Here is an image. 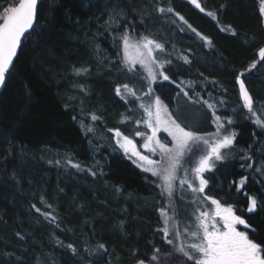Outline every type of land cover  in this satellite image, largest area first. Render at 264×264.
Listing matches in <instances>:
<instances>
[{
  "label": "trees",
  "instance_id": "1",
  "mask_svg": "<svg viewBox=\"0 0 264 264\" xmlns=\"http://www.w3.org/2000/svg\"><path fill=\"white\" fill-rule=\"evenodd\" d=\"M12 3L18 0H0V5ZM202 4L217 12L219 26L187 1L171 0L175 11L212 40L211 48L190 30L180 32L176 25L158 17L152 11L153 0H55L54 4L43 0L39 26L24 41L13 75L0 93V264H137L138 260L148 264L154 248L160 249L159 257L170 251L158 231L163 227L159 214L163 204L161 195L154 191L156 186L109 146L107 128L119 127L125 134L133 131L128 130L131 124L120 123L130 105L116 96L115 87L128 84L137 93L146 91L137 73L120 63L110 36L103 32L109 13L135 22L139 34L166 42L168 51L174 53V65H178L171 74L179 75L173 78L196 81V90L205 98H209L208 92L222 94L226 105L220 108L221 114L231 115L237 108L233 125L238 133L237 147L251 148V154L261 160L264 135L245 119L246 110L239 109L234 75L247 69L256 59L257 49L264 46L260 0H202ZM228 25L235 36L220 31ZM179 54L188 55L192 63L177 61ZM81 67L88 69L87 74L75 73L74 68ZM245 84L255 106H264V67L252 70ZM220 86L227 92L222 93ZM153 87L170 111L186 103L198 110L199 129L214 131L206 120V110L182 94L177 96L174 84ZM132 107L140 118L141 110L134 104ZM88 113L101 117L95 123L94 138L92 134L85 137L78 123ZM85 122L91 123L90 119ZM98 145L103 147L97 150ZM68 156L84 170L65 165ZM57 160L60 166L54 163ZM239 164L230 159L206 177L216 198L223 197L244 210L247 200L243 192L264 200V175L241 169ZM258 166L254 164V168ZM243 175L249 179L241 193H236L229 184ZM180 195L179 191L175 194L172 209L178 229H183L184 221L191 218L176 211L177 205L188 212L191 207ZM43 212L55 216V222ZM244 218L255 229L254 233L250 229V235L264 241V209L245 212ZM100 243L107 248L103 255L90 256L85 250ZM68 244L77 249L75 255Z\"/></svg>",
  "mask_w": 264,
  "mask_h": 264
},
{
  "label": "snow or ice",
  "instance_id": "2",
  "mask_svg": "<svg viewBox=\"0 0 264 264\" xmlns=\"http://www.w3.org/2000/svg\"><path fill=\"white\" fill-rule=\"evenodd\" d=\"M42 2L43 0H18V3L0 5V89L7 86L9 78L13 75L15 62L22 51L24 41L33 36L36 27L39 26L38 12ZM52 2L54 4L55 0ZM153 3L152 11L158 17L176 25L180 32L190 30L204 46L214 47L208 36L198 31L181 13L175 11L171 6V0H163V4L160 0H153ZM188 3L220 25L217 12L206 9L202 0H188ZM260 5L259 11L264 15V0H260ZM177 21L181 23L178 25ZM140 23H143V20ZM102 26L103 32L108 33L112 46L117 50L120 63L128 71L137 73L146 88V91L138 94L128 84L115 87L116 96L130 105L128 114L121 115L120 123L131 124L134 133L129 136L119 127L107 128L106 131L111 134L109 146L114 151L122 152L123 156L143 173L150 174L145 179L154 184L160 195L166 199V205L160 208L163 227L158 229L163 234V240L173 246L175 253L186 258V264H264V241H258L254 235H250L249 229L253 233L255 229H252L244 218L245 212L250 214L256 212L258 208L264 209V200H258L256 196L243 192L247 205L246 209L240 210L223 197L216 198L209 188L210 180L206 177V174L214 173L218 165L230 159L240 161L241 169H253L255 173L264 175V148L260 151L261 160L258 162L251 154V148L244 150L237 147L238 133L233 129V125L236 123L234 116L238 109L233 108L231 115L221 114L220 108L226 105L222 94L216 96L208 92L209 98H205L196 90L198 87L196 81L174 79L173 75H179L171 74L172 69L178 67L171 59L174 53L168 51L166 42L139 34L135 22L117 19L116 15L109 13ZM220 31L236 35L231 25L221 26ZM176 60L181 61L183 65L192 63L190 57L184 54L177 55ZM258 65L264 67V46L257 49L256 59L247 69L234 75L238 86V107L246 110L245 119L251 120L260 130V134L264 135V106L259 108L255 106V101L245 84L247 76ZM74 71L81 75L87 74L88 69L81 67L74 68ZM164 82L176 86L179 90L177 96L182 94L190 103L200 104L206 110V120L213 126L214 131L193 128L185 124L178 113L170 111L153 87L154 85L162 87ZM209 83L216 85L218 82ZM220 88L222 93L227 92L223 86ZM81 90L86 91L83 86ZM188 90H191L192 95H189ZM133 104L142 112L138 119L132 116L135 110ZM258 111L260 115L257 114ZM86 119H90L91 123H86ZM100 119L101 117L95 113H88L85 119L78 121L85 137L89 134H92L93 138L96 136L95 123ZM161 133H165L166 136H161ZM252 135L255 138L256 132L254 131ZM136 138H139V143ZM89 144H92L91 139ZM102 147L103 145H98L97 150ZM54 163L57 166L61 165L60 160ZM64 163L77 171L84 170L80 163L73 162L71 156H68ZM256 163L260 166L254 168ZM92 175L95 176L96 173L92 172ZM248 179L247 175H243L238 181L233 180L229 188L234 186L235 192L241 193ZM178 191L181 192L179 198L187 199L188 204L192 206L188 212L191 219L184 221L182 231L177 227L176 213L173 212L170 216L166 210L172 207ZM188 193L191 195L188 196ZM36 211L41 210L36 208ZM42 215L50 218V222L56 220L50 212H43ZM240 226H243V230ZM177 240L180 241L178 245L175 243ZM67 248L76 254L77 249L72 244H68ZM85 250L90 256L103 255L107 252L103 243L91 248L86 246ZM159 253L160 249L154 248L148 264L157 262ZM137 264L146 262L138 260Z\"/></svg>",
  "mask_w": 264,
  "mask_h": 264
},
{
  "label": "rangeland",
  "instance_id": "3",
  "mask_svg": "<svg viewBox=\"0 0 264 264\" xmlns=\"http://www.w3.org/2000/svg\"><path fill=\"white\" fill-rule=\"evenodd\" d=\"M185 1L188 2V0H185ZM137 67L139 68V66H137ZM138 94H140V93L138 92ZM130 99H131V98H130ZM146 100H147V98H145V101H146ZM136 112H137V111H134L133 114H132V116H133L134 119H137V118H138L137 116L140 115L139 112H137V115H136ZM172 112H173L174 114L178 113V114L180 115V117H181V119L183 120L184 123H187L188 125H190V126L193 127V128H196V129H199V128H200V117H199V114H198V110H197L196 108H192V107H190L188 104L184 103L183 105L174 106L173 109H172ZM141 113H142V112H141ZM134 114H135V115H134ZM131 129H133L132 126H130L128 130L131 131ZM133 133H134V129H133L132 132H130V133L126 134V135L131 136V135H133ZM161 134H165V133H161ZM165 136H166V134H165ZM136 139H137V142L139 143V138H136ZM119 152H120V151H119ZM120 153H121V155H123L122 152H120ZM125 158H126V157H125ZM129 161H130V160H129ZM130 162H131V161H130ZM131 164H132L134 167H136L132 162H131ZM136 168H137V167H136ZM137 169H139V168H137ZM139 170H140V169H139ZM140 171H141V170H140ZM141 172H142V171H141ZM142 173H143V172H142ZM144 174L147 175V176H150V174H147V173H144ZM152 179H154V178H152ZM154 187H155V186H154ZM154 191L156 192V194H157V193L160 194L159 189H158L157 187H155ZM180 194H181V192H180ZM187 195L190 196L191 194L188 193ZM161 198H162V204H163L162 206H165V205H166V199H165L164 197H162V196H161ZM176 204H177V203H176ZM186 205H187L188 207H192V206L189 205V204H186ZM173 207H175V205H174ZM166 210L168 211V213H169L170 216L173 215V209H172V207H169V208H167ZM176 211H178L179 213H180V211H181V214H182V215L188 213L187 208H185V207H181V206H178V205H177V210H176ZM159 214H160V212H159ZM160 218H161V216H160ZM161 222H162V220H161ZM176 222H178V220H177ZM177 224H178V223H177ZM179 230L182 231V228L180 227ZM170 238H174V237H170ZM175 243H176V244H177V243L179 244L180 241L177 240V241H175ZM178 244H177V245H178ZM164 254H166V255H165V256H160V257H159V260H158L157 262H153V264H186V258H184L181 254L175 253V252L173 251V246H172V245H170V251H168V253H164Z\"/></svg>",
  "mask_w": 264,
  "mask_h": 264
},
{
  "label": "flooded vegetation",
  "instance_id": "4",
  "mask_svg": "<svg viewBox=\"0 0 264 264\" xmlns=\"http://www.w3.org/2000/svg\"><path fill=\"white\" fill-rule=\"evenodd\" d=\"M206 191H207V189H206ZM241 227V229L243 230V226H240ZM249 232H250V229H249Z\"/></svg>",
  "mask_w": 264,
  "mask_h": 264
},
{
  "label": "water",
  "instance_id": "5",
  "mask_svg": "<svg viewBox=\"0 0 264 264\" xmlns=\"http://www.w3.org/2000/svg\"><path fill=\"white\" fill-rule=\"evenodd\" d=\"M2 90H3V89H0V93H1Z\"/></svg>",
  "mask_w": 264,
  "mask_h": 264
},
{
  "label": "bare ground",
  "instance_id": "6",
  "mask_svg": "<svg viewBox=\"0 0 264 264\" xmlns=\"http://www.w3.org/2000/svg\"><path fill=\"white\" fill-rule=\"evenodd\" d=\"M178 244V243H177Z\"/></svg>",
  "mask_w": 264,
  "mask_h": 264
}]
</instances>
